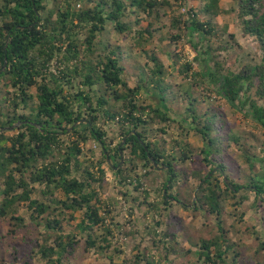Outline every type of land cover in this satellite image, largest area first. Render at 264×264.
<instances>
[{
  "label": "trees",
  "instance_id": "16d2710c",
  "mask_svg": "<svg viewBox=\"0 0 264 264\" xmlns=\"http://www.w3.org/2000/svg\"><path fill=\"white\" fill-rule=\"evenodd\" d=\"M48 1L0 0V71L6 59L8 62L0 73V222L8 225L6 234L0 232V264H6L5 245H11L20 233L35 248L32 252L38 264H66L77 241L74 234H64V223L75 221L77 212H84L78 227L87 236V247H95L93 230L106 226L95 185L104 179L103 163L110 160L117 168L121 152H128L129 159L114 171L120 184L140 164L163 171L162 204L176 202L187 208L180 194L172 191L194 176L198 186L193 203L218 221L217 235L195 243L193 251L163 247L165 260L170 254H192L195 260L180 264H234L228 257L236 254L235 244L221 218L228 201L241 207L253 193L264 203V145L261 155L257 154L264 136L242 135L217 98L232 110L245 112L256 128L264 130V104L260 103L264 101V0H232L228 11L222 10L221 0H200L198 8L184 14L173 12L169 21L176 33L169 41L190 46L201 67L195 69L184 61L178 68L182 83L169 81L165 66L147 51L155 66L145 74L135 60L138 53L133 52L155 41L158 29L153 22L166 16L172 0H53L52 9H48ZM174 2L180 3L181 10L188 1ZM222 13L234 15L244 35L256 40L262 52L258 64L224 71L223 63L212 57L213 41L228 33V28L221 30L215 24ZM131 17L134 23L129 21ZM145 21L147 26L137 29ZM110 24L119 35H131L134 47L119 43L102 50L97 41ZM230 37L234 39V35ZM204 42L207 58L200 61L198 46ZM180 61L176 56V67ZM127 62L137 72L133 86L124 79ZM77 79L81 89L74 93ZM95 86L97 100L90 93ZM147 100L150 103L144 106ZM26 109L29 113L21 112ZM98 112L103 114L102 121ZM21 122L18 134L1 132ZM109 123L119 126L122 138L114 156L108 152L102 130ZM172 124H178L185 137L198 138L202 146L190 148L183 140L176 143L178 152H168L166 141L156 134L166 137ZM69 132L76 139L63 152L61 136ZM89 140L104 146L103 159L96 164L90 161L85 175L77 178L72 169L82 171L80 144ZM193 150L202 157L208 173L190 172ZM23 203L28 217L19 214ZM150 207L156 210L158 204ZM142 256L134 264L145 262Z\"/></svg>",
  "mask_w": 264,
  "mask_h": 264
},
{
  "label": "rangeland",
  "instance_id": "374dc122",
  "mask_svg": "<svg viewBox=\"0 0 264 264\" xmlns=\"http://www.w3.org/2000/svg\"><path fill=\"white\" fill-rule=\"evenodd\" d=\"M187 1L186 6L180 10L178 8L180 3L176 5L174 0H172L173 7L166 12V16L158 22H153L155 29H158L155 34V41L146 45L144 49L140 47L133 49L134 53H138L135 60L145 74H147V70L155 66L151 59L152 56L148 57L146 51L150 55L156 56L159 62L165 66V73L169 81L176 83L184 81L183 75L178 71L184 61H189L195 69L199 70L201 68L200 63L195 62L196 54L190 46L185 45L184 42L175 46L169 41L172 35L176 33L170 27L169 21L174 14L173 12L184 14L190 8H198L201 5L200 0ZM48 4V9L55 7L53 0H49ZM232 4L223 2V10H230ZM76 9H79L78 5ZM183 9H185V12H183ZM129 21L134 23L135 18L131 17ZM217 23H219L221 30L228 28V33H222V39L213 41L214 49L212 51V57L223 63L224 71H239L245 65L258 64L262 56L260 47L254 38L244 35L242 26L238 24L235 16L223 13ZM147 24L148 21H145L137 29H141ZM230 35H234V39H231ZM161 39L164 40L161 41ZM97 43L104 50L108 45L116 46L119 43L132 48L136 41L131 35H119L113 25L110 24L107 26L106 31L100 35ZM206 47L207 43L205 42L198 46L200 61L207 58L205 55ZM224 47L227 48L225 49ZM176 56L181 60L177 67L175 66ZM131 64L127 62L124 79L133 86L138 77H136L137 72ZM55 69L53 68V70ZM80 85L81 81L79 79L75 80L72 92L75 93L81 89ZM68 89V87L65 88L66 91ZM90 93L97 100L98 87H93ZM217 101L218 104L219 102L223 103L222 108L228 114L229 122L236 130L241 131L242 135L245 136L253 132L264 136V130L256 128L251 119L246 118L245 112L232 110L230 106L219 98H217ZM149 103L150 101L147 100L143 105L145 106ZM260 103L264 104V101ZM74 107L78 109V104H75ZM29 111L26 109L21 112L29 113ZM98 114L102 121V112H98ZM3 129L1 132H5L7 135H16L19 132L18 128L12 131H3ZM102 130L105 133L104 141L108 152L111 156H114L116 147L122 141L120 128L116 124L109 123L103 125ZM71 132L61 136L64 141L63 152H66L68 147L71 146L72 140L76 139V136L70 135ZM156 138L166 141L164 148L168 152H178L179 148L176 143L183 140L189 143L190 148L202 146L198 138L192 134L185 137V133L179 128L178 124H172L166 137L164 136L163 138L156 134ZM263 145L264 140L259 143L257 151L259 156ZM80 147L83 150V154L80 157L81 162H84L82 171L76 172L75 167L72 169L73 175L77 178L85 175L84 170L87 169L91 162L94 161L96 164L103 159L104 151V146L94 140L81 143ZM121 153L123 156L122 165L114 168L113 162L110 160L103 163L104 179L100 183L101 185H95L99 195L98 200L101 202V204H98L101 207L100 214L106 219L105 227L101 225L93 230L96 242L95 247H87V236L80 233L78 227L84 217V212H77L75 221L69 224L64 223V234H74L77 241L75 253L67 257L66 264H134L138 255H143L142 257H144L145 262L142 264L151 263L152 261L154 264H180L185 262L186 259L195 260L192 254L188 257H183L182 255L177 257L170 254L168 260H165L163 247H175L176 249L179 248L178 250L185 249L184 252L193 251L195 243L217 235L218 221L216 217L209 215L204 209L197 210L196 204H194L197 200V193L194 190L198 186V180L194 176H189L186 181L172 191L173 195L180 194L182 201H185V204L188 205L187 208L176 202H173L172 205L162 204L161 194L164 191L165 173L163 171L145 169L140 164L138 170L130 176L126 174V176L128 175L126 182L120 184L119 178L114 171H118L124 165V161L129 159L128 152ZM193 153L194 155L190 156L192 158L189 162L190 166H188L190 172L197 170L203 174L208 173L209 168H205V163L201 159L200 154L198 152L195 153V150H193ZM91 170L94 173L96 172L93 168ZM35 187L39 189L38 185ZM57 197L64 200L60 193L57 194ZM36 198L37 195H33V199ZM234 202L232 200L225 203L226 207L221 218L223 227L235 244L236 254H231L228 257L229 262L234 264H264V203L256 200L253 193L250 194L249 201L245 202L241 207L235 205ZM154 204H158L156 210L150 207ZM19 214L28 217L29 211L26 203H23L19 208ZM0 229V232L6 234L8 231L7 223L0 222ZM42 229L40 228L39 231H43ZM107 229L110 233L107 232ZM8 244L3 249L6 264H25L26 262L28 264H38V257L32 252L35 248L30 244L29 239L27 241L21 233L16 236L15 241L11 245L8 246ZM234 256H236V259H234Z\"/></svg>",
  "mask_w": 264,
  "mask_h": 264
},
{
  "label": "water",
  "instance_id": "95a60500",
  "mask_svg": "<svg viewBox=\"0 0 264 264\" xmlns=\"http://www.w3.org/2000/svg\"><path fill=\"white\" fill-rule=\"evenodd\" d=\"M8 66V62H7V59L5 61V65H4V68L2 71H4L6 69V67ZM0 71V73L2 72ZM22 125V122L21 123H17V124H14L13 126L9 127V128H4L3 131H12V130H15L17 128H19L20 126ZM123 163V156H122V153H121V163L119 166H121Z\"/></svg>",
  "mask_w": 264,
  "mask_h": 264
},
{
  "label": "crops",
  "instance_id": "0c3cea01",
  "mask_svg": "<svg viewBox=\"0 0 264 264\" xmlns=\"http://www.w3.org/2000/svg\"><path fill=\"white\" fill-rule=\"evenodd\" d=\"M223 2H227V4H231V3H233L232 0H221V8H222V10H223ZM232 5H233V4H232ZM222 15H223V13H222L221 15H219L218 17L215 18V24L217 25L218 28H219L220 26L218 25L219 23H217V22H218V20L221 18Z\"/></svg>",
  "mask_w": 264,
  "mask_h": 264
},
{
  "label": "built area",
  "instance_id": "2783aa9c",
  "mask_svg": "<svg viewBox=\"0 0 264 264\" xmlns=\"http://www.w3.org/2000/svg\"><path fill=\"white\" fill-rule=\"evenodd\" d=\"M183 12H185V9H183Z\"/></svg>",
  "mask_w": 264,
  "mask_h": 264
}]
</instances>
